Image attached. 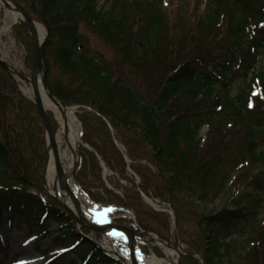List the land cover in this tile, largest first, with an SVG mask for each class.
I'll return each mask as SVG.
<instances>
[{"label":"trees","instance_id":"1","mask_svg":"<svg viewBox=\"0 0 264 264\" xmlns=\"http://www.w3.org/2000/svg\"><path fill=\"white\" fill-rule=\"evenodd\" d=\"M15 1L46 28L48 91L63 106L78 107L81 144L72 177L87 198L132 210L147 231L182 246L180 264H264V66L254 67L264 53V0H204L194 31L177 37L160 1L104 0L110 6L103 12L98 0ZM223 17L228 23L219 33ZM81 25L111 47L112 59L88 48ZM27 32L21 21L12 27L30 53ZM186 40L193 45L185 53ZM179 52L185 57L172 68L166 59ZM46 157L40 115L0 65V220L15 216L43 235L55 223L80 264H119L80 236L44 191ZM100 162L111 172L106 181ZM245 172L227 207L198 210ZM143 197L170 207L174 235L167 213Z\"/></svg>","mask_w":264,"mask_h":264},{"label":"rangeland","instance_id":"2","mask_svg":"<svg viewBox=\"0 0 264 264\" xmlns=\"http://www.w3.org/2000/svg\"><path fill=\"white\" fill-rule=\"evenodd\" d=\"M160 1L161 5L163 6V14L166 18V21L168 22L169 27H172V29L175 30V36H181L180 34L176 32H183V33H190L191 31H194L198 15L203 9L204 6V0H155ZM110 4L106 3L104 0H98L97 1V9L103 11H108ZM0 27L3 24L4 19V8H0ZM36 23H39L36 21ZM227 19L222 18L219 24V33L223 32L225 30V27H227ZM41 24V23H39ZM42 25V24H41ZM13 24L10 25L9 33L5 36L0 37V58L8 63L10 68L16 72H19L24 77L28 78L30 75V70L27 67V61L28 57H32V63H33V48L30 41V35L29 32H27L28 40L31 46V52L27 50L26 46L22 44L20 41L16 40L11 33V28ZM174 26V28H173ZM46 35V32H45ZM80 37L83 42L86 43L88 48L92 51H96L98 53H101L106 59H112V50L111 47L105 45V43L97 36L93 35L91 32H89L84 25L80 26ZM220 41H215L214 45L219 46ZM13 43V44H12ZM188 43L186 40L182 45L184 49V52H188V49L192 47L193 44H185ZM185 44V45H184ZM178 55L179 57L175 56L174 59H166L167 62L170 63L172 68H176V66L180 63L183 57L185 55H182L181 52ZM178 54V52H177ZM261 66H264V53L259 58V63H257L254 67L255 69H259ZM51 78L52 79H59L60 75L56 68L51 67ZM21 88L22 86V80L20 78H16L14 80ZM239 83H241V80L238 79L235 82V86H237ZM29 85V84H28ZM66 112L71 113L73 118L76 121L77 125V142L73 145V149L71 154V157H69L68 160L66 158L61 159V165L65 167L67 170L70 171V180L74 187L79 191V194L81 197L85 199L88 205L90 206H101L105 209H110L108 213L105 215L106 223H113L114 219L121 217L125 219L126 223H122V225L133 226V224H136V222L133 219V213L130 210L122 209V208H115L113 206H106L104 204H93L90 202L85 194L82 192L80 188L76 186L72 179V173L75 165L78 162L76 147L78 142L80 141V126L75 118V109L69 108L65 109ZM53 115V114H52ZM55 116V115H54ZM55 118V117H54ZM56 130L59 131V125L56 120ZM207 130L206 128H202L200 131V135L203 137L206 134ZM66 143L62 141V144L60 146V149H58L59 153L63 152L66 149ZM121 149V148H120ZM58 153V156L60 155ZM69 166V167H68ZM246 173V172H245ZM241 174V173H240ZM240 176V182L234 183L236 181V175L231 177L230 179V185L227 186V189L225 192L220 195L216 200L207 203L203 206H199L198 210L203 214H209L213 213L215 211L221 210L224 207H227V201L230 199V197L236 195V190L239 188L243 176L246 178V174H241ZM111 176V172L108 171L106 168L102 169V178L104 181L108 177ZM134 180L136 181V177H134ZM120 184L125 186L127 185L125 181L120 180ZM235 186V187H233ZM43 188V185H42ZM110 188V187H109ZM44 189V188H43ZM116 194L122 196V191H115ZM150 207L158 210H163L165 207L164 205H158L156 202L149 201ZM230 207V206H229ZM168 211V209H166ZM7 220L6 214H3L1 216L0 220V264H80L79 259H76L73 253H70L68 251V246L71 244L69 241L63 242L61 237H58L57 232V225L55 223L49 224V234L42 235L41 233L37 232V229L27 230L25 225H23L21 222H17L16 217L12 216V221L8 224L5 223ZM97 221V220H96ZM76 229L80 231V234H83L82 236H85L87 241L92 240L95 242H102V234L103 233H96L94 231H90L88 229H84L78 224H76ZM137 225V224H136ZM134 227V226H133ZM83 229V231H81ZM138 229V225H137ZM170 230L172 231V234L174 232L173 223H170ZM88 238V239H87ZM159 241V239H157ZM160 245H153V243H147L144 245H140V249H145L146 253L144 255H154V249H157L159 254H155L158 256V258H166V251L165 247L163 246V242H160ZM101 245V244H100ZM165 245V244H164ZM172 250L173 246L170 244H167ZM101 251L102 247L100 246ZM180 252H182V246L177 247ZM176 248V249H177ZM240 247H236V253L240 252ZM81 251V249L79 250ZM83 251H81L82 253ZM174 258L178 260V256L176 252L173 254ZM169 259H171L168 256ZM56 261V262H55ZM73 262V263H72Z\"/></svg>","mask_w":264,"mask_h":264},{"label":"bare ground","instance_id":"3","mask_svg":"<svg viewBox=\"0 0 264 264\" xmlns=\"http://www.w3.org/2000/svg\"><path fill=\"white\" fill-rule=\"evenodd\" d=\"M0 8H4L3 24L0 27V37H2L9 33L10 25L14 24L15 21L18 20L19 15L12 10L11 5L7 6L5 4V1L3 2L0 1ZM34 31L36 33L38 42L41 43L45 37L44 28L42 27L41 24L34 23ZM21 82H22L21 91L23 95L26 96L27 98H32L31 88L28 85V83L24 81ZM38 90L40 93L42 108L46 112H51V114H53L52 117L55 122V125H57L56 120L59 125V131L56 130V126H55V130L52 128L56 143V150L58 153L60 151V150L58 151V149H60L62 141L66 143L65 146L66 149L62 153L61 152L59 153L60 154L58 156L59 160L61 161V159L64 158L68 160L69 157H71L70 153L72 152L73 145L75 144V142L78 141L77 132H76V129L78 127L76 125V121L71 115V113L65 111L64 107H61L59 104H56L49 100V98L47 97V92L43 89L41 85L40 76H38ZM45 144H46L47 157H46L45 167L41 175V185H43L45 192L48 194V196L54 199L55 202L58 203L63 209L64 207L68 209L74 216L78 217V219L81 220L84 224L90 227L105 225L106 224L105 215L106 213L109 212L110 209H105L101 206H90L87 204L85 199L81 197L79 191L74 187V185L70 180V171H69L70 168L67 170L65 167L61 165L62 173L61 176L58 175L55 167L54 154L51 145L48 142L46 130H45ZM78 144H81V131H80V141L78 142ZM70 193L73 196H76L75 197L76 200L71 198ZM74 202L78 203L77 207H75ZM6 224L9 225V223L7 222ZM33 229H37V232L39 233L38 228H33ZM102 233H103L102 242L99 243L101 244L100 246L102 247V250L110 257L117 259L121 264H132V261L130 259V248L133 249V260L136 264H176L177 263V260L173 257L175 251L172 250L169 246L164 244L163 246L165 247V251L167 255L166 258H158L152 254L149 256H145L141 254L140 245H144L147 243H153V245H160L157 238L153 235H146V236L142 235L141 238L137 239L133 243V246L130 247L129 240L117 230L108 228L105 229ZM168 256L171 259H169Z\"/></svg>","mask_w":264,"mask_h":264},{"label":"water","instance_id":"4","mask_svg":"<svg viewBox=\"0 0 264 264\" xmlns=\"http://www.w3.org/2000/svg\"><path fill=\"white\" fill-rule=\"evenodd\" d=\"M0 1H2V2L5 1V4L7 6L11 5L12 10L14 12H16L17 14H19L20 20L22 22H24V24L26 25V27L29 31V35H30V39H31L32 47H33V65H32V70H31L29 79H26L24 77H22V78L26 82H28L32 88L33 103H34V105H35V107H36V109L40 115V118L44 124L46 134H47V139H48L49 144L51 145V148H52V151L54 154L56 171H57L58 175L61 176V173H62L61 172V165H60V161H59V157H58V152L56 150V143H55V139H54V134H53L49 119L47 117V113L42 108L41 100H40V93L38 90V76L42 75V64H41L42 53H41V50H42L43 43L38 42V39L36 37V33L34 31V21L29 17L27 11L21 5L16 3L14 0H0ZM0 64L5 68L7 67V65L1 59H0ZM40 81H41V85H42L43 89L47 92V97L49 98V100L57 104L58 103L57 100L48 93L43 77L41 78ZM70 196L72 199L76 200V198L71 193H70ZM74 205H75V207H77L78 203L74 202ZM66 210L74 218V220L76 221V223L79 226H82V227H84L90 231L101 233L106 227H110L114 230L120 231L129 240L130 247L133 246L134 238L136 236H140L139 234H136L135 231L131 230L130 228H128L126 226H122V225L109 224L106 226H98V227H94V226L92 227L91 226L90 227V226L84 224L81 220H79L78 217L74 216L68 209H66ZM89 241L92 242L93 244H95L98 248H100V245L97 242L92 241V240H89ZM178 254L180 255V253H178ZM110 258H112V257H110ZM112 259H114V258H112ZM130 259L132 261V264H136L133 260V249L132 248H130ZM115 260H117V259H115Z\"/></svg>","mask_w":264,"mask_h":264}]
</instances>
